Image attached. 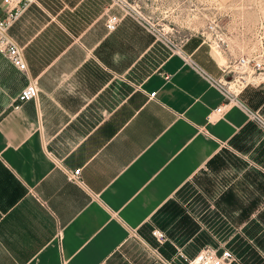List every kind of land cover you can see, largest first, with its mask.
I'll list each match as a JSON object with an SVG mask.
<instances>
[{"label": "crops", "instance_id": "crops-1", "mask_svg": "<svg viewBox=\"0 0 264 264\" xmlns=\"http://www.w3.org/2000/svg\"><path fill=\"white\" fill-rule=\"evenodd\" d=\"M110 1L38 0L9 30L28 70L0 53V264H186L222 226L263 222L264 84L218 113L230 75L205 39L155 58Z\"/></svg>", "mask_w": 264, "mask_h": 264}, {"label": "rangeland", "instance_id": "rangeland-1", "mask_svg": "<svg viewBox=\"0 0 264 264\" xmlns=\"http://www.w3.org/2000/svg\"><path fill=\"white\" fill-rule=\"evenodd\" d=\"M110 2L112 8H119L124 16L133 15L151 32L156 42L155 58L163 56V47L176 49L196 34L205 39L215 55L225 64L224 68L242 54L264 52V0ZM211 24L216 26L215 29L210 28ZM260 78L261 84H264V71ZM198 190V187L190 184L189 192L193 199L198 197ZM261 221L263 222L252 225L251 235H246V238L243 235L244 226H222L221 234L224 235L210 248H230L234 253V260L229 264H264V218ZM141 244H137V247H142Z\"/></svg>", "mask_w": 264, "mask_h": 264}, {"label": "built area", "instance_id": "built-area-1", "mask_svg": "<svg viewBox=\"0 0 264 264\" xmlns=\"http://www.w3.org/2000/svg\"><path fill=\"white\" fill-rule=\"evenodd\" d=\"M37 2L38 0H0V53L23 72L28 70L24 48L14 40L9 30L28 6ZM120 22L121 17L111 13L108 14L106 26L110 31H114L118 28ZM215 27L214 24L210 25L211 29H215ZM226 71L230 77L226 80V86L223 90L228 101L216 108L215 111L218 113H221L228 105L236 103L238 96L247 87L262 83L260 77L264 71V52L254 55L242 54L226 67ZM38 94L39 89L36 82L29 81L17 95L14 107L19 108L22 103L36 99ZM155 95L156 92L150 94L151 97H155ZM257 119L260 120L258 116ZM65 173L69 180L83 183L82 168H65ZM152 233L159 243L162 244L166 241L165 232L154 229ZM153 254L162 264H173L158 249H153ZM199 257H201L199 261H197V258L189 259L184 257L183 259L187 262L186 264H229L234 260V253L230 248H222L221 250L207 248Z\"/></svg>", "mask_w": 264, "mask_h": 264}, {"label": "bare ground", "instance_id": "bare-ground-1", "mask_svg": "<svg viewBox=\"0 0 264 264\" xmlns=\"http://www.w3.org/2000/svg\"><path fill=\"white\" fill-rule=\"evenodd\" d=\"M200 258H201V257H198V258H197V261H199V260H200Z\"/></svg>", "mask_w": 264, "mask_h": 264}]
</instances>
